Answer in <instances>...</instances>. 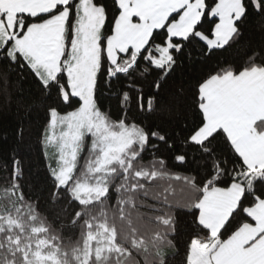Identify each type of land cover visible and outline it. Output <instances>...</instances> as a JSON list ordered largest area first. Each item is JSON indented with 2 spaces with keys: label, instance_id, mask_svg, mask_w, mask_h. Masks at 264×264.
<instances>
[{
  "label": "snow or ice",
  "instance_id": "obj_1",
  "mask_svg": "<svg viewBox=\"0 0 264 264\" xmlns=\"http://www.w3.org/2000/svg\"><path fill=\"white\" fill-rule=\"evenodd\" d=\"M25 82L44 172L0 159V264H264V0H0Z\"/></svg>",
  "mask_w": 264,
  "mask_h": 264
},
{
  "label": "trees",
  "instance_id": "obj_2",
  "mask_svg": "<svg viewBox=\"0 0 264 264\" xmlns=\"http://www.w3.org/2000/svg\"><path fill=\"white\" fill-rule=\"evenodd\" d=\"M208 25H205L207 28ZM244 41H258L260 39L259 32L255 23H250L245 29ZM235 56L232 49L227 51H218L214 57L215 60H231ZM206 65L200 63L196 55L191 60L184 59L177 68L175 80H194L203 71ZM15 80V77H12ZM17 88H23V92H18ZM36 89L30 82L16 85L11 90V95L6 97L0 95V159L6 158L13 149H18L23 156L27 165L31 167L34 175V181L39 184L40 177L44 172V158L38 150L36 144V129L43 120V113L32 111L26 112L23 108L18 111V105H27L31 103ZM105 109L109 107L115 112V104L105 99L103 101ZM23 127L24 141L21 143L17 138L18 128Z\"/></svg>",
  "mask_w": 264,
  "mask_h": 264
}]
</instances>
